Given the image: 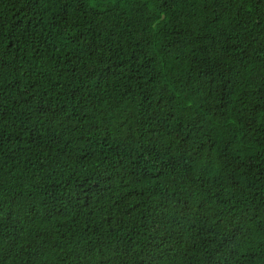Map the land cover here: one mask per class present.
<instances>
[{
    "label": "trees",
    "instance_id": "16d2710c",
    "mask_svg": "<svg viewBox=\"0 0 264 264\" xmlns=\"http://www.w3.org/2000/svg\"><path fill=\"white\" fill-rule=\"evenodd\" d=\"M0 264H264V0H0Z\"/></svg>",
    "mask_w": 264,
    "mask_h": 264
}]
</instances>
